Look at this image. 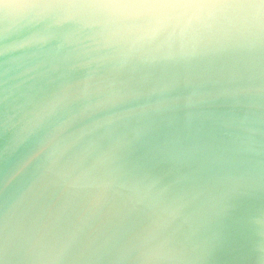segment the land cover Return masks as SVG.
<instances>
[{
	"label": "water",
	"instance_id": "1",
	"mask_svg": "<svg viewBox=\"0 0 264 264\" xmlns=\"http://www.w3.org/2000/svg\"><path fill=\"white\" fill-rule=\"evenodd\" d=\"M0 264H264V0H0Z\"/></svg>",
	"mask_w": 264,
	"mask_h": 264
}]
</instances>
